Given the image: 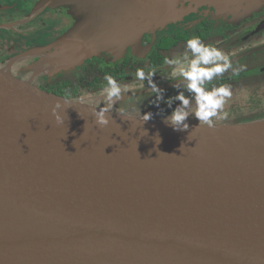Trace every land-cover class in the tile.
Listing matches in <instances>:
<instances>
[{"label":"water","instance_id":"water-1","mask_svg":"<svg viewBox=\"0 0 264 264\" xmlns=\"http://www.w3.org/2000/svg\"><path fill=\"white\" fill-rule=\"evenodd\" d=\"M91 1L58 45L29 52V78L0 66V264H264V119L174 131L111 110L101 128L102 107L34 84L139 51L184 0ZM207 1L241 19L264 8Z\"/></svg>","mask_w":264,"mask_h":264},{"label":"flooded vegetation","instance_id":"flooded-vegetation-1","mask_svg":"<svg viewBox=\"0 0 264 264\" xmlns=\"http://www.w3.org/2000/svg\"><path fill=\"white\" fill-rule=\"evenodd\" d=\"M199 1L184 0L183 4L187 10L184 19L167 31L145 33L139 51L133 53L132 49H128L124 57L116 60L103 54L101 57L86 61L68 74L51 79L41 77L34 81V84L49 93L72 100H85L104 94L102 92V88L106 86L104 75L111 74L121 84L122 89H127V92L123 93L120 110L116 112L135 116L131 111L135 105L144 110L143 114L146 112L145 108L147 112L158 114V111L153 110L156 106L145 97L147 94L142 96L151 89L147 86L146 80L140 81L135 78L136 69L143 67L146 72L154 69L157 73L154 77L156 83L166 89V92H177L172 87L175 82L168 80L171 66L164 64L163 60L166 56L182 57L186 39L196 35L204 43L212 44L228 53L234 67L244 66L239 76L233 77L229 70L221 79L214 80L213 84L218 86L226 83L233 87L238 84L239 90L252 87L253 90H258L264 85L261 82L264 78V8L251 17L235 23L231 16L214 15L211 8L205 7L204 3ZM74 3V1L55 4L48 0H0V62L16 59L14 63H17L22 61L24 54L32 50L58 45L69 30L93 13L91 10L93 6H84L85 8L80 10L74 8ZM259 48L262 49L255 51ZM9 70L24 78L12 69ZM73 91H78L76 99L64 95Z\"/></svg>","mask_w":264,"mask_h":264},{"label":"clouds","instance_id":"clouds-1","mask_svg":"<svg viewBox=\"0 0 264 264\" xmlns=\"http://www.w3.org/2000/svg\"><path fill=\"white\" fill-rule=\"evenodd\" d=\"M190 53V55H189ZM163 63L171 66L168 75L169 81H174L172 87L177 93L166 98V89L161 88L154 77L157 75L154 69L145 71L143 67L136 69L135 78L140 81H147V86L151 89L155 99L150 103L156 105L166 104L171 113L163 118V122L172 127L174 131H186L190 128L188 123L190 117L198 121L196 126L213 127L217 121H226L230 118V112L225 106L231 99L233 93L231 86L226 83L213 84L214 80L221 79L224 73L231 70L232 76L237 77L244 70V66L234 67L230 55L223 49L212 44H206L196 35H192L185 41V52L182 57H164ZM106 86L102 88L104 93L105 106L94 110L96 124L101 128H106L112 122L109 113L112 107L122 99L126 88L111 74H105ZM211 84V87L209 85ZM187 93V95H186ZM179 101V104L176 102ZM193 101L194 106H193ZM67 102L66 100L64 101ZM176 104L175 107L173 105ZM61 108V100H57L52 108V114L58 124L64 122L58 109ZM161 112L164 109H160ZM143 121L153 118L152 112L142 114ZM147 134V132H146ZM156 138L161 142L159 132Z\"/></svg>","mask_w":264,"mask_h":264},{"label":"rangeland","instance_id":"rangeland-1","mask_svg":"<svg viewBox=\"0 0 264 264\" xmlns=\"http://www.w3.org/2000/svg\"><path fill=\"white\" fill-rule=\"evenodd\" d=\"M199 2L203 3L202 0H200ZM219 2L207 1L203 5L205 7L211 8L214 11V15L216 14V16H220V17L231 16L235 23H237V21H242L244 19H247L255 13L254 12V13L250 14L249 17L244 18V19H241L239 16L233 17L232 15L227 14V12L222 8V3L221 2L219 3ZM73 6L75 9L81 10L84 6L85 7L93 6V2L91 0H79V1L75 2L73 4ZM185 7H186V5H184L182 2L167 19H165L163 22H161L158 25H156L155 27H153L147 33H155L157 31L164 32V31H167L174 24L177 25L187 15V10ZM103 54L107 55L108 57L114 58V60H116L115 57L111 54H108V53H103ZM103 54H101L98 57H101ZM24 56H26V57L22 61H19L15 64H14V62L16 61V59H12V60H6L5 62H0V65L6 66L7 68L12 69L13 72H15L16 74H18L24 78H29V74L26 73L25 70L27 68L33 67L34 65L38 64V60H39L38 58L39 57L37 54L29 53V52L24 54ZM93 58H95V57H93ZM79 67L80 66L74 68L73 70H75ZM73 70L66 72L64 74H68V73L72 72ZM43 78L44 79H51L52 77L47 76V77H43ZM261 82L264 83V78H262ZM256 83H258V82L256 81ZM230 86H231L233 95L225 106L226 110L230 112V118L226 121H217V124H220L221 122H227V124L228 123L238 124V123H246V122H242L244 120L245 121H255L259 118L263 119L261 117H264V85H262L260 88H258L259 92L256 95L253 94V92H254L253 87L250 89L246 88V89L239 90L238 84L234 87L231 84H230ZM150 91L145 92V94H143L142 96H145L147 94L145 97L150 99V100H153V99H155V97H154V94L150 93ZM176 93L177 92H170V93L166 92V98L168 96L175 95ZM186 95H187V93H186ZM85 101H87L90 104L95 103L93 105H96L99 107L105 106L104 94H102L100 96L98 95V96L87 98V99H85ZM121 102H122L121 100L118 101L112 107V110L119 111ZM176 104H179V101H177ZM176 104H174L173 107H175ZM161 108L164 109L163 112L160 111ZM153 110L158 111V114H153V118H157V119H161V120H163V118L166 115H169L171 113V109H168L166 104H163V103L160 104L159 108L155 107V109H153ZM131 111L134 112L135 116H139V115L143 114L144 110L142 108H140L139 106L134 105V106H132ZM145 111H146L145 113H147L148 110L145 108ZM188 123L198 124V121L195 120L194 117H190Z\"/></svg>","mask_w":264,"mask_h":264},{"label":"trees","instance_id":"trees-1","mask_svg":"<svg viewBox=\"0 0 264 264\" xmlns=\"http://www.w3.org/2000/svg\"><path fill=\"white\" fill-rule=\"evenodd\" d=\"M76 92H77V94H78V91H73L72 93L69 92V93H65L64 95H65V96H70V97L76 99V98H77V94H76ZM258 92H259V91H258L257 89H255L254 92H253V94L256 95ZM261 118L264 119V117H261ZM263 119H260V118H259V119L255 120V121L263 120ZM242 122H253V121H245V120H244V121H242ZM189 124H191V123H189ZM220 124H227V122H221ZM228 124H233V123H228ZM235 124H236V123H235ZM215 125H218L217 122L215 123Z\"/></svg>","mask_w":264,"mask_h":264},{"label":"bare ground","instance_id":"bare-ground-1","mask_svg":"<svg viewBox=\"0 0 264 264\" xmlns=\"http://www.w3.org/2000/svg\"><path fill=\"white\" fill-rule=\"evenodd\" d=\"M18 62V61H17ZM15 64V63H14ZM92 104V103H91ZM93 104H95V103H93Z\"/></svg>","mask_w":264,"mask_h":264}]
</instances>
